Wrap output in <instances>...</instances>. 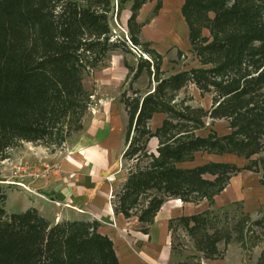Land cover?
<instances>
[{"label": "trees", "instance_id": "16d2710c", "mask_svg": "<svg viewBox=\"0 0 264 264\" xmlns=\"http://www.w3.org/2000/svg\"><path fill=\"white\" fill-rule=\"evenodd\" d=\"M88 1L0 0V161L9 159V151L20 142L55 144L62 124L86 109L79 72L92 70L98 62L84 66V54L95 47L85 35L102 34L108 28V24L104 27L105 16L85 6ZM99 1L107 5L113 0ZM148 1L152 0H134L131 23H136L139 10ZM183 13L193 49L208 28L215 40L206 50L221 55L222 61L162 80L144 100L137 116V135H149L139 125L151 118V114L145 117L146 109L163 100L167 89H182L186 84L214 95L209 115L229 120L233 132L218 137L213 131L208 137L186 139L188 131L179 129L174 134L172 128L177 126L166 130L169 124L165 121L156 136L166 135L170 144L161 142V161L152 169L130 174L117 197L121 211L140 193L156 186L183 184L188 190H198L194 188L197 182L201 186L209 183L202 179L206 173L217 175L219 188L208 199L215 197L230 180L225 177L229 170L234 169V174L239 169L208 164L184 170L176 164L189 161L197 152L224 155L249 151L256 135L264 131V0H186ZM7 199L8 191L0 185V264H119L113 241L98 234L97 222L53 223L33 209L9 215ZM161 203L162 199L158 200L159 207Z\"/></svg>", "mask_w": 264, "mask_h": 264}, {"label": "rangeland", "instance_id": "374dc122", "mask_svg": "<svg viewBox=\"0 0 264 264\" xmlns=\"http://www.w3.org/2000/svg\"><path fill=\"white\" fill-rule=\"evenodd\" d=\"M85 6L105 16L107 20L104 27L108 24V28L101 29L102 34L101 31L86 33L85 40H88L89 44H95V47L84 54V66L90 62H98L97 68H99L102 62L108 65L114 58L121 60L124 57L126 59L129 75L121 90V101L132 121L139 111L140 98L146 93L154 94L162 80L171 79L195 69L214 67L222 61L221 55L208 53L206 50V47L215 40L208 28L203 30L204 38H199L193 51L186 54L174 51L166 57H159L141 41V36L137 31V26L139 29L140 25L137 22H130L133 14L132 2L113 0L103 5L99 0H89ZM154 11L148 17L147 23L153 19ZM95 72L97 71L91 69L87 71L83 68L79 73L82 74V79L88 75L85 82L90 86L95 78ZM213 96L210 93L203 94L194 84H186L182 89H167L163 100L158 101L155 107L149 106L146 109L145 117L151 114L152 118L155 113H164L167 117L165 121L169 124L166 125V130L171 129L172 125L177 126L172 128L171 132L175 134L179 129L181 132L188 131L189 135L184 137L186 139L197 135L208 137L213 131L218 137H222L232 133L233 129L230 127L229 120L214 119L209 115ZM84 111L62 124L55 144L45 146L44 144L32 143L31 145L27 142H20L9 151V159L0 161V185L8 191L6 211L9 215L22 213L29 209L25 208V201L20 194L30 195L31 191L25 190L24 187H21V193L17 191L22 186L17 183L21 175V177L27 175L32 178L40 176V179L47 180L50 175L60 170L57 165L54 166L49 162L53 157H57V154L61 156L68 153L67 141L72 144L80 134ZM150 119L147 122L145 120L140 122V128L148 130L147 125ZM137 138L132 151L124 157L128 176L137 169L150 170L156 161H161L159 152L161 147L158 150L154 149L149 144L151 139L149 135L138 134ZM159 139L161 142L170 144V138L166 135ZM30 148H33V151L43 150L41 166L31 167V164L19 158L21 151L30 150ZM212 161L229 164L239 169L234 174L232 172L235 170L231 169L232 171L229 170L225 175L238 183L240 188L238 197L227 199V194H220L208 199L210 195H214L213 192L218 190L219 183L216 184L217 175L206 173L202 179L214 185L207 183L202 187L201 183L197 182L198 184L194 187L204 193L198 190H188L190 189L187 188L188 185L183 184L167 188L156 186L140 193L122 211L119 210L117 198L115 212L122 213L127 218L137 217L146 227L150 225L160 210L158 200H166L170 196L175 197L172 193H178L184 202H190L196 206L206 204L207 208L200 211L197 216H183L171 222L172 253L164 259L167 260L163 262L164 264H264V131L256 135L249 151L224 155L206 151L197 152L190 158L186 167H202ZM47 167H49V173L46 172ZM205 192L209 193L207 198L204 197ZM154 206L155 208H152ZM65 209L67 208H63ZM39 210L46 216H52L51 208H39ZM52 218L47 217L50 221Z\"/></svg>", "mask_w": 264, "mask_h": 264}, {"label": "crops", "instance_id": "0c3cea01", "mask_svg": "<svg viewBox=\"0 0 264 264\" xmlns=\"http://www.w3.org/2000/svg\"><path fill=\"white\" fill-rule=\"evenodd\" d=\"M128 2H132V10L134 0ZM159 3L161 7H158ZM185 3L186 0H153L139 10L136 22L140 25L141 41L157 56L166 57L174 51L182 54L193 51L191 29L183 13ZM153 11L154 17L147 23ZM104 64L102 62L99 68L92 69L97 72L90 86L85 82L88 75L82 79L87 99L82 130L72 144L67 141L69 151L66 155L57 154L49 162L60 170L47 180L21 175L17 183L31 192L28 191L30 195H20L25 208L33 209L48 219L54 217L51 219L53 222H98V234L113 241L119 264H164L167 262L164 259L172 253L171 222L183 216H197L207 206H196L184 202L179 196H170L162 200L160 210L146 227L137 217L127 218L115 212L117 197L129 179L124 157L137 137V116L145 98L151 93L140 98L139 111L132 121L121 101V90L129 75L126 59L114 58L108 65ZM166 118L164 113H155L147 125L149 135H153L149 144L156 150L164 146L156 135ZM43 155V150L30 148L18 156L31 167H38L43 162ZM187 164L188 161L176 164V167L184 170L200 167L188 168ZM210 164L225 163L212 161ZM238 189V183L230 178L218 195L227 194V199L238 197ZM17 191L21 193L22 188ZM39 208H51L52 216L42 214Z\"/></svg>", "mask_w": 264, "mask_h": 264}, {"label": "built area", "instance_id": "2783aa9c", "mask_svg": "<svg viewBox=\"0 0 264 264\" xmlns=\"http://www.w3.org/2000/svg\"><path fill=\"white\" fill-rule=\"evenodd\" d=\"M46 172H48L49 173V167H47V169H46ZM38 176V175H37ZM37 178H41L40 176H38ZM20 184V183H19ZM21 185V184H20ZM20 187H24V189H25V186L24 185H22V186H20Z\"/></svg>", "mask_w": 264, "mask_h": 264}]
</instances>
